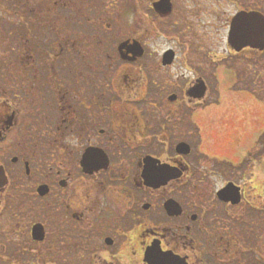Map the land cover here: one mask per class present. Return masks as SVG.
I'll list each match as a JSON object with an SVG mask.
<instances>
[{
	"label": "flooded vegetation",
	"instance_id": "af4514ba",
	"mask_svg": "<svg viewBox=\"0 0 264 264\" xmlns=\"http://www.w3.org/2000/svg\"><path fill=\"white\" fill-rule=\"evenodd\" d=\"M189 27L223 38L227 87L220 57L172 79L147 50ZM263 37L264 0H0V264H264L262 143L194 145L264 138Z\"/></svg>",
	"mask_w": 264,
	"mask_h": 264
},
{
	"label": "rangeland",
	"instance_id": "374dc122",
	"mask_svg": "<svg viewBox=\"0 0 264 264\" xmlns=\"http://www.w3.org/2000/svg\"><path fill=\"white\" fill-rule=\"evenodd\" d=\"M188 29L189 30L186 31V33H183L182 37L178 35L169 36L164 33L156 40L147 42V50L152 53V56L154 55L158 59L159 57H161V54L167 49H172L177 53L178 58L173 62L172 68L168 70L171 73L172 79L174 78V76H180V73L182 72L188 74L187 71L190 69V66L192 67V64L195 62L199 63L198 60H202V62L204 63L203 65L207 67V65H209L208 62L211 61L209 53L213 54V57H220V71L222 72V78L218 81L222 82L223 84H221V88L227 87L228 84H230L232 81L229 72V62L227 59V55H229V53L227 52V45L223 41V38H210V34L213 32V28L211 27H206L202 35L201 33L197 35L198 28L195 29V27H189ZM224 55L226 56V58L223 57ZM224 77L225 80H223ZM224 97L227 101L223 100L222 97H220L221 104L223 105L222 109L214 111L211 110L207 112L208 120L210 117L217 115V121L218 117H221V113L226 112L225 105L226 103L232 101V96L228 94V96ZM236 98L239 102L238 99L240 97L236 96ZM215 124L216 125L212 126L211 128L204 123L203 127L205 130L204 134H202L203 143L201 145L194 143L195 140H197V136L195 135L189 137L190 141L193 140L195 146H199L203 149H260L261 143L263 145V148L261 149H264V138H251L248 136H244L243 134H235V132L231 131L225 132V130L222 131L220 129V126L218 125L222 123Z\"/></svg>",
	"mask_w": 264,
	"mask_h": 264
},
{
	"label": "water",
	"instance_id": "95a60500",
	"mask_svg": "<svg viewBox=\"0 0 264 264\" xmlns=\"http://www.w3.org/2000/svg\"><path fill=\"white\" fill-rule=\"evenodd\" d=\"M236 20V19H235ZM237 22V24H239L238 20L235 21V23ZM235 24L232 23L231 28H230V33H229V38H228V44L234 48H241L243 46H245L246 44H248V41L246 43V40L243 41H239V40H233V34L236 33L235 30ZM238 38V37H237ZM264 43V37L263 39L260 41L259 43V47L261 48L262 45ZM133 47V45H132ZM134 47H138L137 44L134 45ZM141 49V48H140ZM174 57V52L171 49L166 50L163 53V58H162V63L163 64H170L172 59ZM190 94H193L197 97L202 96L203 92H204V87H203V83L201 82V84L196 85L194 88L189 89L188 91ZM177 150L179 152H186L188 150V145L184 144V143H180L177 145ZM226 189V188H225ZM225 190L222 191V196L224 195ZM221 194V192H220ZM225 196V195H224ZM223 196V197H224ZM146 258L149 262L153 263V264H166L167 261V256L166 254H161L160 252L156 251H152V253L150 254V252H146Z\"/></svg>",
	"mask_w": 264,
	"mask_h": 264
}]
</instances>
